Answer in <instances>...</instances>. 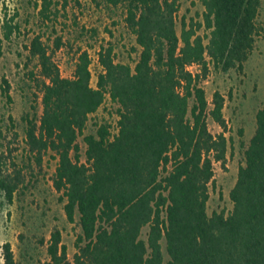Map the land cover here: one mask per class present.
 I'll return each mask as SVG.
<instances>
[{"label":"trees","instance_id":"obj_1","mask_svg":"<svg viewBox=\"0 0 264 264\" xmlns=\"http://www.w3.org/2000/svg\"><path fill=\"white\" fill-rule=\"evenodd\" d=\"M110 1L125 6V24L140 48L134 66L115 61L111 45L100 46L92 85L88 51L64 77L53 59L59 37L53 48L40 35L26 46L36 60L30 73L42 112L27 119L25 143L37 164L48 153L57 159L53 186L68 221L77 214L81 228L71 259L60 232H52L46 264H264V105L229 192L232 209L209 215L213 165L225 163L228 138L225 98L215 91L209 102L201 84L210 63L228 71L247 60L260 34V0H200L202 21L182 20L180 33V0ZM39 5L49 17L52 0ZM2 30L10 40L19 27L10 18ZM9 88L3 78L10 100ZM107 97L117 105V132L110 136L103 123L84 135L82 161L78 137ZM208 117L221 132L209 130ZM11 155L0 151V198L8 202L24 182ZM2 250L4 264H16L8 242Z\"/></svg>","mask_w":264,"mask_h":264},{"label":"rangeland","instance_id":"obj_2","mask_svg":"<svg viewBox=\"0 0 264 264\" xmlns=\"http://www.w3.org/2000/svg\"><path fill=\"white\" fill-rule=\"evenodd\" d=\"M40 0H0V151H11L24 177V182L11 202L0 198V264H4L2 246L8 242L16 264H46L52 232L58 230L71 259L74 242L81 232L78 215L69 222L62 194L52 178L57 159L46 154L37 164L25 143L27 119H39L42 112L41 93L31 71L36 72V60H29L27 47L36 35L51 48L57 37L62 46L53 56L64 77H71L77 55L86 50L92 58L91 84L95 85L100 67L97 52L100 46L111 45L115 61L134 66L140 48L135 36L127 28L125 6L110 0H52L49 17L39 13ZM204 7L200 0H180L176 13V30L181 21H202ZM12 18L19 27L10 40L3 37V22ZM257 23L260 34L247 60L239 67L222 71L210 63V71L202 81L210 102L215 91L225 98L223 116L228 138L226 161L214 162V176L209 187L207 213L232 209L229 192L235 185L238 168L245 163V150L256 130V113L264 105V0H260ZM203 34V29L200 30ZM194 72L198 69L191 66ZM3 78L9 84L10 100L2 91ZM117 105L108 97L99 109L90 115L83 135L78 137L81 160L85 159L84 135L96 134L100 124L106 123L110 136L117 132ZM209 130L217 134L222 128L210 117ZM148 227L142 230L145 238Z\"/></svg>","mask_w":264,"mask_h":264}]
</instances>
